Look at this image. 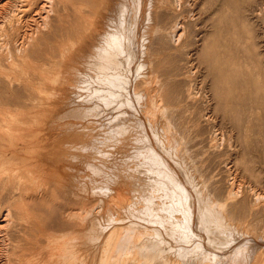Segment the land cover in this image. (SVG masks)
Masks as SVG:
<instances>
[{"label": "bare ground", "instance_id": "bare-ground-1", "mask_svg": "<svg viewBox=\"0 0 264 264\" xmlns=\"http://www.w3.org/2000/svg\"><path fill=\"white\" fill-rule=\"evenodd\" d=\"M167 1L0 0V264H264L263 186L164 96Z\"/></svg>", "mask_w": 264, "mask_h": 264}, {"label": "rangeland", "instance_id": "rangeland-1", "mask_svg": "<svg viewBox=\"0 0 264 264\" xmlns=\"http://www.w3.org/2000/svg\"><path fill=\"white\" fill-rule=\"evenodd\" d=\"M72 1L88 5V0ZM178 2L162 6L166 15L161 31L171 34L186 25L184 38L175 46L163 43L158 55L173 118L187 134L204 139L202 144L218 142L223 154L216 161L233 159L230 173L216 165L218 180L232 177L237 184L245 181L264 189V0ZM188 88L191 98L186 96Z\"/></svg>", "mask_w": 264, "mask_h": 264}]
</instances>
